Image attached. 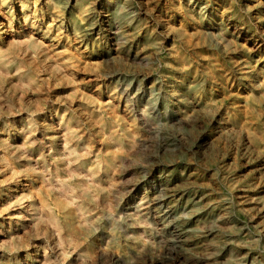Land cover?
Wrapping results in <instances>:
<instances>
[{
  "label": "bare ground",
  "instance_id": "1",
  "mask_svg": "<svg viewBox=\"0 0 264 264\" xmlns=\"http://www.w3.org/2000/svg\"><path fill=\"white\" fill-rule=\"evenodd\" d=\"M51 1L0 0V78L32 108L0 123V264H264V168L214 183L145 157L195 128L221 143L210 165L264 160V0ZM71 34L100 70L78 71Z\"/></svg>",
  "mask_w": 264,
  "mask_h": 264
},
{
  "label": "rangeland",
  "instance_id": "2",
  "mask_svg": "<svg viewBox=\"0 0 264 264\" xmlns=\"http://www.w3.org/2000/svg\"><path fill=\"white\" fill-rule=\"evenodd\" d=\"M51 0H49L50 2ZM41 4L44 3V0H40ZM52 3V1H51ZM91 7V4L88 6ZM68 12V11H67ZM62 12H60L61 14ZM67 14V13H66ZM64 15V18L67 19L68 16ZM51 15H53L51 13ZM55 16V15H53ZM47 22H49V16L47 15ZM52 17V16H51ZM58 20V19H57ZM56 20V21H57ZM51 24L54 25L55 22ZM64 25L67 26V31L72 28L71 25L68 24V21H64ZM74 28V27H73ZM43 28L41 27L39 29V34H43ZM65 30V29H63ZM65 32V31H64ZM43 40L49 44V48L51 51H54L55 53H63L64 52V42L63 40L58 39L55 37V33L49 32L46 35H41ZM78 36V35H77ZM73 37L71 40V44L68 48H70L71 53L76 61H77V67L78 71L82 74L91 75L93 72L100 70L99 68L93 66L90 62L94 60V56L92 54L88 55L85 53V46L83 42H79L80 39H75L76 37L72 34L69 36V38ZM73 44V45H72ZM78 48V51L77 49ZM66 54L71 55L68 51L65 52ZM159 56H162L159 55ZM158 56V57H159ZM88 59H90L88 61ZM155 62L153 70L150 71V73L157 74L159 76H162V72H160V67L157 64V60H153ZM113 69L112 70H119V72H123L124 75L130 76L134 73H137L140 70H143V66H139L137 64H132L129 62H121L115 61L113 63ZM123 64L127 65L128 67L124 66ZM243 69V67L241 68ZM103 70V69H102ZM107 69H104L106 71ZM110 71V70H108ZM243 72L242 70H240ZM15 77V73L13 70L9 72L6 76L0 78V123L6 120H13L14 118L18 117L22 111H30L32 108L27 100L21 99V95L19 91H17L13 87L12 80ZM162 80V79H160ZM148 84L142 85L143 89L151 87V85L154 83L152 78H149L147 80ZM95 84L92 83V86H89L95 89L93 87ZM154 85L158 89L159 86L155 82ZM53 87L55 90H62L63 86L58 83H54ZM162 94L163 88L161 87L160 90H157ZM54 100L59 98V96L55 95L52 96ZM128 105L131 107L132 103L129 102ZM213 134H211V137L209 140L206 139V136L201 135L200 129L195 128H187L184 131H178V130H169V132L165 135L164 138H159L158 141H152L151 146L148 148V151L146 152L145 157H152L155 159V162L159 166L165 167L168 165H178L181 168L188 167L189 165L193 167L195 170H203L204 172H207L210 177L213 176V182L218 183L221 181V173L222 170L228 171L234 175L238 180L240 181H250L252 179H257L260 177L259 170L264 168V160L262 157H259L260 159V165L259 166H251V164H241L238 166H231L232 158H231V150H227L226 154L223 156H220L218 158V162L215 165H210L206 162L207 160V152H217L216 146H221V143H216L214 138L212 137ZM163 147V148H161ZM206 154V155H204ZM216 155V154H215ZM206 156V157H205ZM224 161H230L227 164H224ZM139 163H142L139 161ZM144 164V163H143ZM263 176L264 173L262 172ZM244 186V184H240ZM13 187V186H12ZM3 197H5L3 195ZM3 197L0 198V201L3 199ZM214 201V200H213ZM7 214L4 213V217L7 219ZM1 247V254H3L5 257L8 256L9 252L7 250V246H0ZM71 254L68 258H71ZM58 261L61 264H64L66 262V257H60Z\"/></svg>",
  "mask_w": 264,
  "mask_h": 264
}]
</instances>
